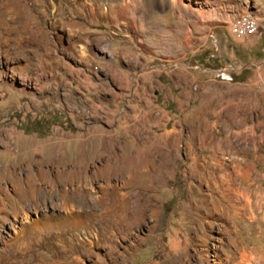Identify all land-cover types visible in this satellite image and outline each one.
Listing matches in <instances>:
<instances>
[{"label": "rangeland", "instance_id": "1", "mask_svg": "<svg viewBox=\"0 0 264 264\" xmlns=\"http://www.w3.org/2000/svg\"><path fill=\"white\" fill-rule=\"evenodd\" d=\"M0 14V264H264V0Z\"/></svg>", "mask_w": 264, "mask_h": 264}, {"label": "crops", "instance_id": "2", "mask_svg": "<svg viewBox=\"0 0 264 264\" xmlns=\"http://www.w3.org/2000/svg\"><path fill=\"white\" fill-rule=\"evenodd\" d=\"M0 17H2V14H0ZM59 219H61L62 221H59ZM42 221L44 222L43 225H44V228L46 230H49L50 229L49 227L51 225L57 226V225H61L63 223H65L67 225H69V224L73 225V223H74V219L70 218L69 216H66V217L63 216L62 218L46 217V218L42 219ZM190 246H189V249L187 250L186 254L177 256L176 258L173 257V261H171V264H173L174 262H178V264H190V263H192L191 258L194 257V255L191 253ZM250 250H251V248H247V250H245V251L250 252ZM171 258H172V256H171ZM194 258H195V261H194L195 264H202L203 259H202V253L201 252L200 253H196V256ZM250 260H251L250 257L247 258V257H245V254H243L242 257L239 258V260L237 261L236 264H246V262H248V264H250L249 263Z\"/></svg>", "mask_w": 264, "mask_h": 264}, {"label": "built area", "instance_id": "3", "mask_svg": "<svg viewBox=\"0 0 264 264\" xmlns=\"http://www.w3.org/2000/svg\"><path fill=\"white\" fill-rule=\"evenodd\" d=\"M231 33L236 38L249 35H260L256 21L249 14L245 13L231 24Z\"/></svg>", "mask_w": 264, "mask_h": 264}, {"label": "bare ground", "instance_id": "4", "mask_svg": "<svg viewBox=\"0 0 264 264\" xmlns=\"http://www.w3.org/2000/svg\"><path fill=\"white\" fill-rule=\"evenodd\" d=\"M10 137H12V136H10ZM0 140H1V139H0ZM3 140H4V139H3ZM1 141H2V140H1ZM0 143L2 144V143H4V142L2 141V142H0ZM4 144H5V143H4ZM64 158H65V157H64ZM122 159H123V158H122ZM125 159H127V158H125ZM123 160H124V159H123ZM121 161H122V160H121ZM34 162H35V160H34ZM38 162H39V161H38ZM124 162H125V160H124ZM124 162H123V163H124ZM130 162H131V160H130ZM143 162H144V161H143ZM36 164H37V163H36ZM129 165H130V163H129ZM122 166H123V165H122ZM142 167H143V166H142ZM39 168H40V167H39ZM145 168H146V167H145ZM12 169H13V168H12ZM32 169H33V168H32ZM42 169H43V168H42ZM129 169H130V167H129ZM33 170H34V169H33ZM36 173H37V172H36ZM36 173H35V174H36ZM44 173H45V172H44ZM130 173H131V172H130ZM38 174H39V173H38ZM48 175H49V174H48ZM37 176H38V175H37ZM5 179H6V178H5ZM40 181H41V180H40ZM41 182H42V181H41ZM1 187H2V186H1ZM30 190H32V189H30ZM76 190H77V189H76ZM26 191H28V190H27L26 188H24V190H23L22 193L24 194ZM70 192H71V191H70ZM29 193H30V192H29ZM122 194H123V193H122ZM73 195H74V194H73ZM28 196H29V195H28ZM30 197H31V196H30ZM33 198H34V197H33ZM63 198H65L64 195H63ZM33 200H34V199H33ZM123 200H124V199H123ZM1 201H2V200H1ZM35 203H36V202H35ZM1 204H2V203H1ZM29 204H30V203H29ZM37 204H38V203H37ZM38 205H39V204H38ZM64 205H65V204H64ZM67 205H68V204H67ZM33 207H34V206H33ZM53 207H54V206H53ZM25 208H26V207H25ZM29 208H30V206H29ZM29 208H28V210H29ZM38 208H39V207H38ZM19 209H20V208H19ZM30 209H32V208H30ZM35 209L37 210V208H35ZM35 209H34V210H35ZM26 210H27V209H26ZM34 210H33V211H34ZM14 219H15V218H14ZM12 227H13V226H12ZM10 229H11V228H10ZM23 230H24V229H23ZM5 233H6V232H5ZM21 234H23V231H22L20 234H18V235H21ZM0 242H2V237H0Z\"/></svg>", "mask_w": 264, "mask_h": 264}]
</instances>
